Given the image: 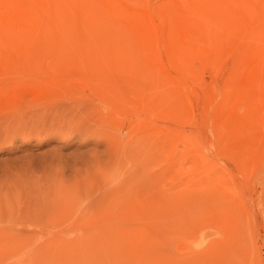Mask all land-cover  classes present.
<instances>
[{
    "label": "rangeland",
    "instance_id": "1",
    "mask_svg": "<svg viewBox=\"0 0 264 264\" xmlns=\"http://www.w3.org/2000/svg\"><path fill=\"white\" fill-rule=\"evenodd\" d=\"M0 264H264V0H0Z\"/></svg>",
    "mask_w": 264,
    "mask_h": 264
}]
</instances>
